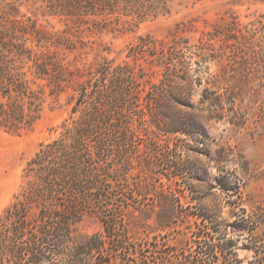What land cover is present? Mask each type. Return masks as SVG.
<instances>
[{
	"label": "trees",
	"instance_id": "16d2710c",
	"mask_svg": "<svg viewBox=\"0 0 264 264\" xmlns=\"http://www.w3.org/2000/svg\"><path fill=\"white\" fill-rule=\"evenodd\" d=\"M174 1L62 0L56 14L68 19L81 15L105 17L93 20L94 30L113 32L115 29L109 27L112 23L137 26L170 14ZM15 8L12 6L8 17L0 15V127L7 132L30 127L39 118L46 98L57 100L67 87L73 92L74 104L70 116L57 127L58 136L41 143L27 162L24 182L0 216V264H4L3 255L10 256L14 264H83L116 236L117 222L109 200L113 183H118L121 171L131 165L127 154L138 135L128 125L149 121L164 134L188 131L190 120L185 109H194L192 89L195 83L201 84L200 74L207 70L210 53L205 45L210 40L225 41L235 57L245 62L243 69L250 68V64L264 78V14L242 25L229 22L210 33L207 40L200 38L199 45L190 44L179 27L169 40L142 35L127 47L122 62L95 59L84 71L74 63H65L58 53L59 49H76L70 40L37 28L30 18L16 19ZM121 15L130 20L122 22ZM84 46L81 42L80 47ZM206 100L218 108L217 113L224 109L220 95ZM140 101L146 106H140ZM112 137L120 140L111 143ZM168 150L162 162L175 164L180 155ZM113 165L117 167L114 174ZM144 166L149 169L158 165L146 161ZM179 172L176 175L184 177L183 183L191 187L193 176ZM86 215H97L103 232L76 243L73 227ZM236 215L235 221L227 223L199 203L172 204L161 209L154 231L167 233L174 226L189 223L194 255L192 259L182 256L178 264H216L220 258L241 264L235 253L239 243L253 254L245 264H264V209H241ZM26 233L51 236L54 243L46 250L49 254L42 253L45 242L34 239L26 247H17V241ZM155 242L149 240L147 244L155 246ZM136 246L119 238L113 250L129 253L136 251ZM135 261L127 258L129 263Z\"/></svg>",
	"mask_w": 264,
	"mask_h": 264
},
{
	"label": "rangeland",
	"instance_id": "374dc122",
	"mask_svg": "<svg viewBox=\"0 0 264 264\" xmlns=\"http://www.w3.org/2000/svg\"><path fill=\"white\" fill-rule=\"evenodd\" d=\"M61 1L0 0V15L8 17L7 13L15 6L16 19L30 18L37 28L70 40L76 49L72 52L59 49L58 53L65 63H74L84 71L95 59L105 57L116 63L122 62L126 59L127 47L142 35L169 40L180 29L185 31L181 33L190 44L199 45L200 38L207 40L210 33L229 22L242 25L264 14V0H175L166 16L137 26L112 23L109 27L115 31L96 32L93 20L101 21L105 17L81 15L68 19L56 14ZM129 20L121 15L122 22ZM81 42L84 48L80 47ZM205 48L210 53L205 65L207 70L200 74L201 84L193 85L191 104L194 109H185L190 120L188 131L164 134L149 121H133L128 125L138 135L127 154L131 165L121 171L118 183H113L109 200V208L117 222L116 236L113 241H106L104 248L83 264H101V259L106 260L105 264H133L127 262L128 257L136 260V264H178L184 255L192 259L194 244L187 228L189 223L174 226L167 233L154 231L155 220L165 206L199 203L227 223L235 221L236 213L241 209L247 212L264 209V78L250 64V68L243 69L245 62L235 57L222 39L208 41ZM214 94L224 101V109L219 113L215 111L218 108L206 100ZM72 96L71 88L67 87L57 100L47 97L39 118L28 128L7 132L0 127V216L19 192L24 182V168L39 145L58 136L57 127L70 116L74 104ZM139 104L145 105L143 101ZM146 119H149L148 115ZM111 139V143L120 140L118 137ZM168 149L180 155L175 164L162 162ZM146 161L158 166L146 169ZM112 169L114 174L116 165ZM179 171L193 176L189 180L191 187L183 183L184 177L176 175ZM216 180H220L219 183ZM224 186L232 187V190H222ZM98 232H103L99 217L86 215L73 227L72 236L76 243H81ZM154 236H157L156 240ZM119 238L135 243L136 251L130 250V254L129 250L114 251V241ZM33 239L38 243L45 242L42 253L47 256L46 250L53 248L54 243L49 235L34 237L26 233L17 241V247H26ZM149 240L156 241V245L149 246ZM237 247L236 259L241 264L251 260V251L243 249L242 243ZM3 259L4 264H14L8 255H3ZM227 262L220 258L215 263ZM228 263L236 264L233 260Z\"/></svg>",
	"mask_w": 264,
	"mask_h": 264
}]
</instances>
